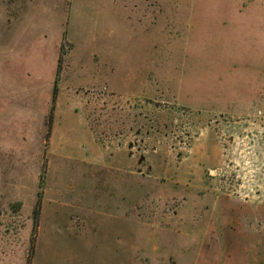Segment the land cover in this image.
Wrapping results in <instances>:
<instances>
[{
	"label": "rangeland",
	"instance_id": "1",
	"mask_svg": "<svg viewBox=\"0 0 264 264\" xmlns=\"http://www.w3.org/2000/svg\"><path fill=\"white\" fill-rule=\"evenodd\" d=\"M197 5L0 0V264H264V93L117 62Z\"/></svg>",
	"mask_w": 264,
	"mask_h": 264
},
{
	"label": "crops",
	"instance_id": "2",
	"mask_svg": "<svg viewBox=\"0 0 264 264\" xmlns=\"http://www.w3.org/2000/svg\"><path fill=\"white\" fill-rule=\"evenodd\" d=\"M197 1V8L185 12L193 28L191 47L179 53L182 55L177 60L117 62L194 65L191 79L248 80L250 87L255 91L260 89L259 95H263L264 0ZM107 62L115 63L111 59Z\"/></svg>",
	"mask_w": 264,
	"mask_h": 264
}]
</instances>
